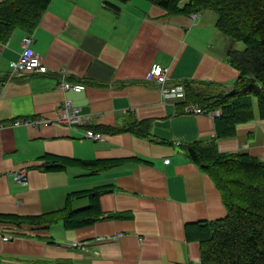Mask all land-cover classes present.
Masks as SVG:
<instances>
[{
  "label": "crops",
  "instance_id": "1",
  "mask_svg": "<svg viewBox=\"0 0 264 264\" xmlns=\"http://www.w3.org/2000/svg\"><path fill=\"white\" fill-rule=\"evenodd\" d=\"M215 14H168L150 0H52L33 32L18 28L0 41V214L41 215L62 208L73 192L110 188L100 197L102 216L89 226L0 221V230L13 233L4 240L0 231V264L200 261L196 224L228 211L211 176L187 158L182 144L213 138L216 118L186 111L185 97L162 95L147 74L159 62L169 67L170 83L184 89L183 81L199 82L208 93L230 88L239 72L228 62L233 48L217 29ZM26 34L51 70L10 77ZM62 67L86 88L59 89ZM65 99L89 117L86 125L14 124L54 118ZM140 123L148 126V136L135 132L143 129ZM87 129L104 136L87 137ZM218 145L264 159V119L257 113ZM47 155L121 162L102 171L49 169ZM21 167L28 172L26 185L13 174ZM88 203L81 198L74 206Z\"/></svg>",
  "mask_w": 264,
  "mask_h": 264
},
{
  "label": "trees",
  "instance_id": "2",
  "mask_svg": "<svg viewBox=\"0 0 264 264\" xmlns=\"http://www.w3.org/2000/svg\"><path fill=\"white\" fill-rule=\"evenodd\" d=\"M52 0H2L0 2V41L6 42L16 29L33 32ZM126 3L129 0H120ZM168 14L191 15L214 11L216 27L225 36L243 42L244 48L231 49L228 62L239 74L230 88L208 93L199 82L183 81V104H198L215 116L216 134L210 140L182 144L189 160L208 173L218 187L227 215L196 224L195 238L201 246L199 263L180 264H264V159L249 152H226L218 140L236 135L237 126L258 115L264 119V0H150ZM208 85V84H207ZM144 122V121H143ZM146 122V121H145ZM135 131L148 136V126ZM49 169L70 165L97 171L120 164L117 159H77L47 155ZM140 160V159H139ZM108 186L76 191L68 195L62 208L41 215L0 214V221L17 225L53 224L63 221L67 228L95 223L103 214L100 197ZM87 198L86 206L75 208L77 199ZM191 237V230L188 231Z\"/></svg>",
  "mask_w": 264,
  "mask_h": 264
},
{
  "label": "built area",
  "instance_id": "3",
  "mask_svg": "<svg viewBox=\"0 0 264 264\" xmlns=\"http://www.w3.org/2000/svg\"><path fill=\"white\" fill-rule=\"evenodd\" d=\"M200 16V13H193L191 18L196 19ZM23 50L19 58L11 63L12 70L11 76H24L29 73H47L51 68L44 62L43 57L36 52L33 47V37L30 34H26L23 39ZM60 73L58 88L64 91L73 90L76 92H81L86 88V85L82 82H73L68 79L67 68L62 67L58 70ZM170 69L159 62L153 63L148 74L147 80L154 82L160 86L161 94L164 96L173 97H185V90L182 85L171 84L170 83ZM186 111L194 113H208L207 110L199 106L198 104L186 105ZM217 114V113H216ZM87 116L81 113L79 107L72 103L71 99H65L61 108L57 112L54 118H49L45 116H40L36 118H19L14 121L15 125H42L48 123L64 124L68 127L78 128L81 125H86L88 123ZM87 137L93 139H101L104 134L100 132H95L91 129L85 131ZM14 177L18 183L21 185H26L28 183V172L26 167H21L19 170L15 171ZM14 228L13 226H5V229ZM1 231L4 240H9L13 237V233L9 231Z\"/></svg>",
  "mask_w": 264,
  "mask_h": 264
},
{
  "label": "rangeland",
  "instance_id": "4",
  "mask_svg": "<svg viewBox=\"0 0 264 264\" xmlns=\"http://www.w3.org/2000/svg\"><path fill=\"white\" fill-rule=\"evenodd\" d=\"M212 13H214L215 14V12L214 11H212ZM192 15V14H191ZM190 15V16H191ZM216 15V14H215ZM228 39V46H229V48L231 49V48H234V47H237V48H244V44H243V42H238V41H236V40H234V39H232V38H227ZM218 111V110H217ZM217 111H213V112H209L208 111V113H210V114H212V115H215V116H217ZM221 114V113H220Z\"/></svg>",
  "mask_w": 264,
  "mask_h": 264
}]
</instances>
